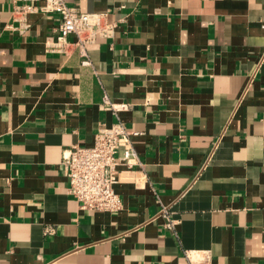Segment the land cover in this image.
<instances>
[{
	"label": "crops",
	"instance_id": "1",
	"mask_svg": "<svg viewBox=\"0 0 264 264\" xmlns=\"http://www.w3.org/2000/svg\"><path fill=\"white\" fill-rule=\"evenodd\" d=\"M67 4L117 23L88 65L74 35L49 48L58 13L0 0V264H264V0ZM105 96L142 132L117 212L60 164L116 119Z\"/></svg>",
	"mask_w": 264,
	"mask_h": 264
},
{
	"label": "built area",
	"instance_id": "2",
	"mask_svg": "<svg viewBox=\"0 0 264 264\" xmlns=\"http://www.w3.org/2000/svg\"><path fill=\"white\" fill-rule=\"evenodd\" d=\"M15 12L33 11L35 2H41L40 9L56 12L59 24L56 41L49 48L63 51L69 43L68 35H74L73 44L82 56L81 63H90L86 45L97 38L113 36L117 23L108 19L107 12H86L69 6L67 0H9ZM26 26V24H24ZM105 105L115 114V120L96 130L90 144L75 143L64 149L61 159L62 172L67 180V191L79 202L81 209L117 212L122 201L116 191L120 173L142 166L134 148L133 137L142 134L127 127L119 118L118 112L128 107L126 102H112L106 96ZM166 218L165 228L174 229V219L162 208Z\"/></svg>",
	"mask_w": 264,
	"mask_h": 264
}]
</instances>
